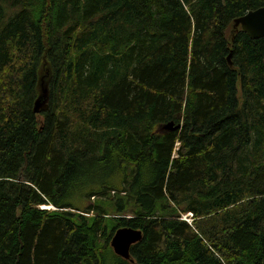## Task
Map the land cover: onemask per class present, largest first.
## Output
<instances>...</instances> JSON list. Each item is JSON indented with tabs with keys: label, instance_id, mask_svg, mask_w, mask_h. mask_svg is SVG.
<instances>
[{
	"label": "trees",
	"instance_id": "trees-1",
	"mask_svg": "<svg viewBox=\"0 0 264 264\" xmlns=\"http://www.w3.org/2000/svg\"><path fill=\"white\" fill-rule=\"evenodd\" d=\"M262 6L0 0V264H264Z\"/></svg>",
	"mask_w": 264,
	"mask_h": 264
},
{
	"label": "water",
	"instance_id": "water-1",
	"mask_svg": "<svg viewBox=\"0 0 264 264\" xmlns=\"http://www.w3.org/2000/svg\"><path fill=\"white\" fill-rule=\"evenodd\" d=\"M234 29L241 27L253 38H264V6L256 9L249 10L243 16L234 20ZM230 55L228 59L230 61ZM45 74L40 75L38 81L39 95L34 103V112L39 113L45 110L48 106L49 101V79L50 71L46 70ZM181 123L170 121L164 125L167 130L180 129ZM143 238V232L141 229H134L131 227H120L118 228L111 238V246L114 252L125 258L134 261L131 258V247L133 244L139 242Z\"/></svg>",
	"mask_w": 264,
	"mask_h": 264
},
{
	"label": "rangeland",
	"instance_id": "rangeland-1",
	"mask_svg": "<svg viewBox=\"0 0 264 264\" xmlns=\"http://www.w3.org/2000/svg\"><path fill=\"white\" fill-rule=\"evenodd\" d=\"M42 74H45L44 71H41V72H40V75H42ZM49 209H54V208H53L52 206H50ZM183 216H184V217H183ZM182 217H183V219H186V218H187L186 220H187L188 222H190V223L192 222V215H191L190 213H183ZM111 238H112V237H111ZM110 242H111V240H110Z\"/></svg>",
	"mask_w": 264,
	"mask_h": 264
},
{
	"label": "bare ground",
	"instance_id": "bare-ground-1",
	"mask_svg": "<svg viewBox=\"0 0 264 264\" xmlns=\"http://www.w3.org/2000/svg\"><path fill=\"white\" fill-rule=\"evenodd\" d=\"M44 208H49V206H43ZM184 217V216H183ZM187 219V218H186Z\"/></svg>",
	"mask_w": 264,
	"mask_h": 264
},
{
	"label": "built area",
	"instance_id": "built-area-1",
	"mask_svg": "<svg viewBox=\"0 0 264 264\" xmlns=\"http://www.w3.org/2000/svg\"><path fill=\"white\" fill-rule=\"evenodd\" d=\"M192 216H193V214L192 213H190ZM186 220V219H185Z\"/></svg>",
	"mask_w": 264,
	"mask_h": 264
}]
</instances>
